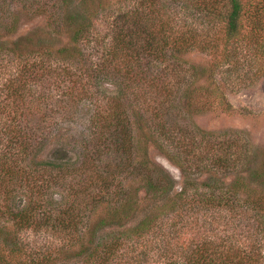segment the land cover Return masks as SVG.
Here are the masks:
<instances>
[{
	"label": "rangeland",
	"instance_id": "rangeland-1",
	"mask_svg": "<svg viewBox=\"0 0 264 264\" xmlns=\"http://www.w3.org/2000/svg\"><path fill=\"white\" fill-rule=\"evenodd\" d=\"M65 1L0 0V47H4L0 49V93L16 74L18 55L25 56L34 52L44 60L54 58L44 50L39 51L42 49L40 45L52 46L56 50L67 41L65 20L68 12L82 11L83 8L88 11L86 15L91 18V36L94 40L98 38V43L102 36H106L105 23L117 17L113 11H125L131 6L129 0H68L67 4ZM239 1L243 9L240 19L242 28L238 37L243 43L241 46H236L232 39L226 37L224 23H217L219 17L198 14L188 1L163 2L162 9L173 15L175 21L185 24V28L196 29L198 26L205 34L202 35V47L192 48L190 53L183 56L188 69L182 67L181 73L177 74L181 87L176 95L177 102L185 111L178 126L181 131L193 126L198 139L205 135L207 141L200 142L188 153L189 157L193 156L186 174L171 161L169 155L176 153L172 145L161 144L160 149V145L156 144L160 143L159 138L154 144L158 132L154 126H149L152 114L145 111L140 99H133L131 93L123 94L124 84L119 82L121 78L114 76L111 80H99L96 85L98 93L107 95L109 99L77 98L75 103L63 106L59 102L68 100L63 99L67 97H63L61 91H52V86L40 83L42 79L38 77L33 87L57 100L59 109L56 105V111L47 112L42 119V114L38 113L26 118L27 122L21 119L22 127L28 124V130L32 127L34 129V148L24 158V162L26 167H35L36 185L29 183L28 186L20 187L16 181L11 184L8 197L12 205H27L30 197H33L42 199L45 209L59 211L63 202L67 204L72 201L71 187L81 180L77 178L81 175L79 169L84 161L86 163L83 167L90 168L87 173L93 177L92 185L95 181L102 184V188L92 187L101 202L96 206L81 203L79 230L93 225L98 215L104 214L107 217L109 214L105 212L106 209H115L114 213L123 217L122 225L136 226L146 208L153 203L152 198H155L144 188L142 176H139L140 167L136 169L143 160L149 162L150 168H155V176L159 175L162 179V174H165L171 179L170 184L162 179L163 184L164 187L174 185L175 193L188 182L192 183V187L187 189L192 194L196 188L201 190V185L205 182L213 183V178H216L225 187H231L237 182L241 201L247 197L260 198L264 204V0ZM52 60L53 63L57 61ZM126 79L133 81L131 76ZM2 97L0 95V101ZM101 101L107 117L112 118L117 112L124 113L132 131L129 145L118 149L113 141L120 137L116 139L117 135L111 132L112 129L106 131V134L105 131L98 132L95 119ZM172 118L167 119L168 124ZM210 143L214 144L212 149ZM3 148L0 141V150ZM87 148L93 151L90 153L92 159L88 161L85 160V155L89 153ZM218 149L224 151L227 167H219L214 163L212 157ZM48 162H54L56 169L44 167ZM242 204L245 203L242 201ZM239 212L237 216H232L219 210V215L213 216L207 211L197 212L195 209L188 212V218L198 221L202 238L219 244L221 239L227 240L235 248H247L245 251L254 247L257 255L264 258V210L256 216L261 218L262 231H254L253 219L256 218L251 206L245 205ZM179 222L180 219L175 218L176 224L172 222L170 226L167 220L163 221L159 223V229L168 231L171 238L175 236ZM115 228L119 227L110 225L100 235L103 231ZM195 229L189 226L186 234L180 235L177 242L189 241L191 244L196 239ZM159 235L161 233L157 235L160 238ZM155 237L150 235L147 241L142 240L144 245L135 250L137 253H145L140 256L145 264L160 261L154 247L162 243V240ZM26 241L38 248H50L59 245V230L54 233L42 227L31 232ZM172 241L174 245L177 244L175 240ZM46 264H59V257Z\"/></svg>",
	"mask_w": 264,
	"mask_h": 264
},
{
	"label": "trees",
	"instance_id": "trees-1",
	"mask_svg": "<svg viewBox=\"0 0 264 264\" xmlns=\"http://www.w3.org/2000/svg\"><path fill=\"white\" fill-rule=\"evenodd\" d=\"M129 1V9L113 11L117 17L114 21L105 23L106 36H102L98 43V38L95 37L94 40L91 36V18L87 17L88 11L83 8L82 11L67 13V41L59 49L40 45L42 49L39 51L48 52L54 56L52 59L57 60L56 62L53 63L52 59L44 60L34 52L25 56L18 55L16 74L0 93L3 95V100L0 101V141L4 147L0 150V264H46L58 257L59 264H145L140 259L145 253H137L135 250L137 247L141 248L144 245L142 240L147 241L150 235L162 240V243L154 247L155 253L160 257L156 264H264V258L257 255V249L253 246L251 250L245 251L247 248H235L227 240L221 239L219 244L202 238L198 221L188 218V212L195 209L197 212L207 211L213 216L219 215V210L237 216L241 213L239 209L246 205L255 210L254 231H262L261 218L256 217L264 210L260 198L247 197L242 200L245 204H242L237 182L231 187H225L216 178H213V183L205 182L201 185V190L196 188L192 194L187 190L192 187V183L188 182L175 193L174 185H169L171 179L162 174V179L169 183H166L169 186L164 187L163 180L159 175L155 176V168H150L146 160L136 169L140 167L139 176H142L144 188L155 198H152L153 203L146 208L136 226L122 225L123 217L114 213L115 209H106L105 212L109 214L107 217L104 214L98 215L93 220V225L79 230L81 203L96 206L101 202L100 196L94 193L92 187L102 188V184L95 181L92 185L93 177L87 173L90 168L83 167L86 163L84 161L79 169L81 175L77 178L81 180L78 183L76 180V184L72 185L73 191L70 189L73 199L67 204L63 202L59 211L45 209L43 200L32 199L33 197H30L27 205H12L11 198L8 197L11 184L16 181L20 187L28 186L29 183L36 185L35 167H26L24 162V158L34 148V129L32 127L28 130V124L22 127L21 119L26 121V118L37 113L42 114L41 119L45 118L47 112L56 111V105L57 110L59 109V103L69 106L77 98L109 99L107 95L102 96L97 91L96 85L104 79L111 80L114 76L121 78L119 82L124 84L123 94L131 93L133 99L141 100L145 111L152 114L149 126H154L158 132L154 144L159 138L160 143L156 144L160 145V149L164 144L172 145L176 153L169 155L171 161L184 174L193 156L189 157L188 153L200 142L206 141L205 135L198 139L193 126L180 130L178 125L185 111L180 102H177L176 96L181 90L177 74L181 73L182 67L188 69V63L184 62L183 56L190 53L192 48L202 47L200 44H203L204 32L198 26L196 29L185 28V24L175 21L173 15L162 9L165 0ZM172 1H188L198 14L219 17L217 23H224L226 37L232 39L236 46L243 44L238 39L243 11L239 0ZM130 76L133 81L126 79ZM38 77L42 79L40 83L52 86V91H61L62 96L67 97L63 99L68 100L58 103L46 93L35 90L33 86L37 84ZM186 105L189 106V103L186 102ZM104 108L101 101L95 119L98 132L105 131L106 134V131L110 132L112 129L111 132L117 135L116 139L120 137L113 141L118 149L129 145L132 131L124 113H114L110 118L106 112L104 115ZM169 117H173L174 122L170 119L168 124ZM213 145L210 143V149ZM87 152L89 153L85 155V160L88 161L92 159L90 153L93 151L87 148ZM174 156L177 158L176 162ZM212 159L217 166L227 167L224 151L218 149ZM54 164L48 162L44 167L56 169ZM175 218H179L180 222L175 226V236L169 238L168 231L159 229V223L167 220L172 226V222L176 224ZM110 225L119 228L103 231L100 235ZM189 226L194 229L197 227L196 239L191 244L189 241L177 242L186 234ZM42 227H47L49 232L54 233L59 230V245L43 249L26 241L31 232ZM158 233H161L160 238L157 237ZM172 240L177 244L174 245Z\"/></svg>",
	"mask_w": 264,
	"mask_h": 264
}]
</instances>
